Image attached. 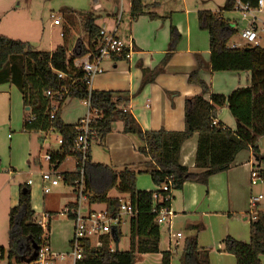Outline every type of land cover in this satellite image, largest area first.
Wrapping results in <instances>:
<instances>
[{"label": "trees", "instance_id": "obj_1", "mask_svg": "<svg viewBox=\"0 0 264 264\" xmlns=\"http://www.w3.org/2000/svg\"><path fill=\"white\" fill-rule=\"evenodd\" d=\"M243 1L253 9L257 7V0ZM234 10L233 2L227 0L218 12L199 11V27L209 34L211 73L247 72L250 74V83L227 95L211 92L199 76L202 60L197 56V69L188 75L187 82L198 86L201 93L185 101V128L180 132L143 130L126 109L131 97L127 91L90 89L85 73L75 67L74 61L87 55L94 56L98 51L100 29L95 25L96 17L91 12L79 14L71 10L63 11L70 25L80 18L87 35L86 46L80 52L73 51L71 55H68L66 48V31L61 34L62 45L49 52L35 51L27 42L0 35V86L8 84L15 87L21 95L23 109L28 108L22 120L23 131L51 130L62 139V145L56 151H48L50 167L56 170L68 157L75 161L78 159L72 150L80 134L78 124L63 123L59 114L67 98L84 101L90 96V107L97 110L100 117L90 124L91 135L88 139L94 138L95 142L101 144L114 125L121 123L120 132L136 136L140 142L137 152L148 159L142 165V172L149 174L156 187L170 183L169 192L137 190L135 179L140 165L118 169L94 163L88 154L83 168L89 204L103 205L110 213H116L119 210L118 197L108 196L110 191L115 190L131 205L133 213L128 217L129 250L111 251L113 239L110 234L103 235L97 246H93L90 240L84 243V257L76 264H135L137 255L143 254H161V264H171V252L159 249L160 225L156 223L158 210L170 206L172 192L179 190L185 182L206 184L211 176L227 171L241 151L251 152L253 172L257 180L264 183V156L258 147V139L264 136V49L229 47V41L236 31L230 28L222 14ZM146 14L150 18L157 17L148 12L143 0H130L131 21ZM178 38L176 31L171 28L169 48L160 67L153 71L142 69L140 89L163 72V67L174 54ZM206 95H209V99H205ZM224 106L235 120L234 130L217 122V112ZM53 110L54 118L50 120ZM29 118L34 119L31 124H27ZM194 134L197 135V147L194 171H190L180 165L179 152L182 144ZM77 168L76 165L73 172L60 174L64 184L72 186L78 178ZM154 193L161 197L170 194V199L167 202L155 201ZM251 213H254V217L249 220L248 243L229 236L222 241L224 252L232 255L236 264H262L259 257L264 255V212L254 208ZM47 231L36 223L30 188L20 184L17 204L9 210L7 248L0 247V260H6L7 264H21L24 258L32 256L33 245L41 247ZM119 237L118 230V240ZM183 264H209L208 251L198 250L195 238L186 242Z\"/></svg>", "mask_w": 264, "mask_h": 264}, {"label": "crops", "instance_id": "obj_2", "mask_svg": "<svg viewBox=\"0 0 264 264\" xmlns=\"http://www.w3.org/2000/svg\"><path fill=\"white\" fill-rule=\"evenodd\" d=\"M162 1L163 0H143L144 6L148 7V12L154 16H157L156 18H150L149 15L146 14L139 16L134 21H130V0H116V7L112 12L108 13V16L112 17L111 21L108 19H101V27H99L95 21V25L98 26L99 29L106 28L108 30L107 31L105 29L106 32H114L115 36L125 42L130 52V59H114L102 61L100 66L103 69V73L95 76L90 81V89L98 91H127L131 95V97L126 105V109L135 118L141 129L146 131L163 129L169 132H180L185 128V101L201 93V90L198 86L189 84L187 82L188 75L197 69V56H200L202 60V69L199 72V76L209 86L210 91L213 93L227 95L237 88L247 87L250 83V74L247 72L211 73L210 71L209 34L206 30H203L199 27L198 13L199 11H210L213 13L218 12L226 4L227 0H170L169 3ZM27 3L29 2H26L23 5H27ZM20 5V2H18V8L14 10H9V8H0V28L7 29L5 22L8 18H12L11 23H14V26L24 27L28 30L27 32L26 30H24V32H26L24 34V37H27L29 35L28 24L32 21V16L30 15L31 12L29 10V6L21 8ZM93 9H101V6L97 1L95 2ZM64 10L69 9H63V11ZM170 13L174 15H171L169 19H164V17H167V15ZM255 13L257 15H264V0L262 8L260 10H256ZM124 15H126L125 18ZM222 18L228 22L230 28L236 31V34L229 41V47L231 48V45L239 42L238 32L242 28H244V26H246L247 21H243L241 14L236 10H234L233 12L223 13ZM255 18V23L257 26L263 24L258 22L256 16ZM250 19L251 18L248 16V20ZM77 20L82 23V20L80 18ZM2 21L3 23H1ZM51 25L58 26L60 25V22L58 25H54L52 21ZM171 28L176 31L179 37L178 41L175 44L174 54L167 62V64L163 67V72L158 74L152 83H149L145 87H143V89H140L143 79L142 69L153 71L156 68L160 67L161 62L169 48ZM4 31L5 30H1L0 34L8 36V38H10L12 34L16 35L15 31H11L8 33ZM59 35L62 39L61 32ZM38 37L39 36H37L36 38ZM29 38H26V40H29ZM56 45L60 46L62 44L61 42H58ZM86 57L87 56L76 59L74 61V64L76 65L84 62L86 60ZM8 86H10L8 87V90L12 92V95H15L13 92L16 88L11 85ZM11 87H13L14 89H11ZM19 96L21 101V95L19 94ZM204 97L205 99H209V95H206ZM68 99L71 98H67L65 102H67ZM11 100L12 98H10L9 102H11ZM24 111L25 110L22 107V112ZM85 115L86 114L80 117L76 123L84 118ZM61 121L63 120L61 119ZM217 122L232 130H234L236 126L235 120L231 116L226 106L219 108L217 112ZM63 123L73 124L66 123L64 121ZM121 129L122 125L119 130L121 131ZM114 141H119L120 143H122V145H124L125 149L123 150L121 148L118 150V152H123L133 157V162H135V164L142 166L144 163L148 162L147 158H145L138 152H135L133 144L131 143L129 138L119 134H108L104 139L105 147L107 148V152L110 153L112 160V151H114L115 149ZM196 147L197 135L194 134L190 139L186 140L182 144L179 152L180 165L187 167L191 171H194ZM258 147L261 154L264 156V136H261L258 139ZM48 151L46 153H48ZM29 157H31V154H29ZM119 162L120 161L114 163L120 164ZM253 164L254 159L251 152L244 150L236 155L233 164L227 171L220 172L209 178L211 187V189H209V193L211 194L210 200L215 194H217L218 192H222L223 199L222 205L220 206V211L223 210L227 211V213H234L236 216L238 213L240 216L247 214L248 217L243 216L241 220L244 222H248V226L249 220L254 217V213H251L253 212V210L251 211V199L258 198L260 196L261 198H258V201L252 208H256L257 210L264 212L263 210L257 208L259 201L263 199L261 194L257 196L251 195V187L255 186L256 182L259 181L257 180L255 184L251 183V172L253 171ZM30 165L31 162L29 159L26 162V166L30 168ZM39 167H42L41 162ZM74 167H76L75 160ZM187 184L188 183L185 182L179 189L185 209L195 210V216L203 215L206 220L211 218L210 208L208 204L201 205L199 203V188L195 186L194 183H189V185ZM36 187H38L42 196L45 197L39 185H37ZM156 189L157 187L154 186L153 188H147V190L144 191H155ZM6 191H8V195H6ZM108 196L113 198L123 197L119 194L116 196H111L110 194H108ZM70 197H72V200L66 202L63 209L65 207H68L69 204L72 205L74 200L73 191L71 192ZM241 199L244 200V204L236 202L237 200L240 201ZM248 199L250 201V206L247 203ZM17 201L18 198L12 200V190L9 188V186L1 187L0 218L3 214L6 221H8L9 210L17 204ZM47 201H44L43 204L44 207L45 205L47 207L46 210H44L43 214H49L50 216H53V214L57 213L58 210L51 206ZM175 201L176 196L173 194L169 206L173 213V217L168 223L162 224L166 227V251L169 252H172L173 248H178L179 241L182 238V234L180 237H176L175 235L179 232L175 233L173 230L174 220L178 216V213L173 211ZM31 207L35 213V206L31 205ZM90 208L92 210H98L104 208V206L91 205ZM67 221L69 222V232L66 237H61V241L67 244L68 247L67 250L63 252L68 251L69 242L73 232L72 220L68 218ZM122 221L123 219H121V222ZM62 223L65 224V222ZM45 238L48 240L49 246L53 251H60L59 248H55L57 246L54 245V238L51 236V234H46ZM0 247L6 249L7 245H3ZM217 249H219V244H217ZM152 255L153 256H149L148 258L149 260H152V264H161V254ZM263 256L259 257L261 262ZM228 264H231V262L229 261Z\"/></svg>", "mask_w": 264, "mask_h": 264}, {"label": "rangeland", "instance_id": "obj_3", "mask_svg": "<svg viewBox=\"0 0 264 264\" xmlns=\"http://www.w3.org/2000/svg\"><path fill=\"white\" fill-rule=\"evenodd\" d=\"M98 2L101 9L95 10L93 6L95 2ZM18 2H20L21 8L29 6L31 12L32 21L28 24L29 35L24 37V34L28 31L24 27L14 26L11 23L12 18H8L5 22L7 29L4 32L15 31L16 35L12 34L11 39L22 42H29L32 49L35 51L49 52L53 51L57 47V43L61 42V34L66 31L68 32V44L66 48L68 55L72 52L82 50L83 46H86L87 35L81 22L75 19L74 24H69L65 20L63 9H69L77 13H92L96 17V24L101 27V19H108L111 21L112 17L108 16V13L112 12L116 7V0H0V8H9L14 10L18 8ZM27 5H23L24 3ZM162 2L169 3L170 0H163ZM174 14L170 13L164 19H169ZM258 22L264 24V15L254 14ZM126 15H124V18ZM58 19L60 25L52 26V21ZM131 21V20H130ZM3 23V21L1 22ZM107 27V26H106ZM106 29V28H105ZM26 30V32H24ZM107 30V29H106ZM108 31V30H107ZM1 35V34H0ZM5 36V35H2ZM39 36L38 38H36ZM8 37V36H5ZM32 39H30V38ZM29 38V40H26ZM35 42H34V41ZM8 85L0 86V188L8 187L12 190V200L18 198V189L20 184H25L29 179H38L40 170L48 168L46 161L43 156L48 150H57L59 145L57 143V136L51 135L50 137L44 138L39 132H24L22 127V118H24V112H22L20 96L17 90H14V94L8 90ZM11 89H14L11 87ZM12 98L11 102H9ZM86 114V109L82 104V101L78 99H68L67 102L61 107L60 118L66 123H76L77 120ZM121 123H116L111 133L124 135L120 132ZM133 144L135 152L140 145L139 140L134 135H124ZM44 139H43V138ZM42 138V139H41ZM115 149L113 152V160L111 155L107 152L104 142L93 141L90 144L89 156L94 163H100L110 165L115 168H122L124 166H137L133 162V157L121 152L119 149H125L124 145L119 141H114ZM242 152V151H241ZM31 154V157H29ZM121 154V155H115ZM30 159V168L26 166V162ZM120 161V164H116ZM42 167L40 168L39 165ZM116 162V163H114ZM74 160L72 157H68L56 170L57 174L63 172H73ZM143 167L140 165L136 171L135 188L137 190H147V188H153L150 176L146 172H142ZM190 170V169H189ZM140 171V172H138ZM191 171V170H190ZM187 185H189V182ZM199 188V203L201 205H207L210 208L211 218L205 219L203 215L195 216V210H186L179 190H174L172 195L176 196L174 202V212H177L178 216L174 220V232L182 234V238L179 241V246L176 249H172L171 264H183L184 260V249L186 242L190 239L195 238L198 250H207L209 264H236L234 257L224 252V245L222 241L230 236L238 241L248 242L250 238L248 222L242 221V217H248L247 214L242 216L234 213H227V211H220L222 205L223 193L218 192L211 200V194L209 193L210 182L209 179L206 184L194 183ZM251 195L257 196L261 194L263 197L259 201L257 208L264 211V183L257 181L255 186L251 187ZM72 187L64 184L62 181L56 187L51 188L49 194L42 196L38 187L30 188V195L32 197L31 205L35 206V213L39 218L44 210V201L49 202L51 206L58 210L57 213L53 214L50 219L47 234L54 238L53 243L55 248H59V252L67 250L68 245L61 241L67 236L69 232L68 218L62 213V209L66 202L72 200L70 197ZM178 192V193H177ZM8 195V191L5 192ZM111 196L118 195L115 190L109 192ZM237 203L244 204V200L236 201ZM247 203L250 206L249 199ZM53 204V205H52ZM254 208L251 207V211ZM200 212V211H199ZM239 212V211H238ZM123 221L119 224L118 230L120 237L117 244V250L128 251L129 250V224L128 217L124 216ZM62 222H65L63 224ZM160 229V243L159 249L166 251V227L164 225L159 226ZM58 236V237H57ZM97 237L91 238V244L97 246ZM219 244V249H217ZM7 245V221L5 216L2 214L0 218V246ZM111 247L115 249V242L112 241ZM223 252V253H222ZM149 256L153 255H137L135 264H152V260H149ZM263 262V263H262ZM262 264H264V256L262 257ZM0 264H7L6 260H0ZM22 264V263H21Z\"/></svg>", "mask_w": 264, "mask_h": 264}, {"label": "built area", "instance_id": "obj_4", "mask_svg": "<svg viewBox=\"0 0 264 264\" xmlns=\"http://www.w3.org/2000/svg\"><path fill=\"white\" fill-rule=\"evenodd\" d=\"M236 11H238L243 21H247L246 26L238 32L239 42L231 45V48L238 49L244 47H258L264 49V24L257 26L254 13L256 10H260L263 6V0H257V7L251 8L248 3L243 0H231ZM248 16L251 18L248 20ZM54 25L59 24L58 19L53 20ZM125 60L130 59V52L125 42L115 36V33L106 32L104 28L99 30V46L98 51L94 56L87 55L86 60L80 64H74L75 67L81 68L85 73L90 87V81L97 75L103 73V69L100 64L104 60ZM61 77V74H58ZM47 95L49 93L47 92ZM86 108V115L79 120L77 129L80 134L73 143L72 150L77 154L78 159L75 161L77 165L78 178L72 184L73 191V203L71 207H65L62 210L61 215H65L73 222V232L69 242V248L66 252H55L50 246L48 240L43 237L41 247L38 249L37 257L26 264H76L80 261L84 255V243L90 240L92 237L99 238L103 235L110 234L113 227H118L122 217L130 216L133 213L131 205L123 197L118 198L119 210L112 214L105 207L98 210H92L89 204V193L86 190L84 180V168L85 161L88 160L90 144L94 141L88 137L91 135L90 124L100 117V113L90 107V96L86 100L82 101ZM54 111L49 116L50 120L54 118ZM34 121L33 118L27 119V124H31ZM215 124V122L213 123ZM44 138L51 136V130L40 131ZM56 135V134H55ZM58 145H62L61 137L57 136ZM43 159L46 161L48 168L40 170L38 174V180L29 179L26 181V186L36 187L39 185L42 193L47 195L50 193L51 188L56 187L60 181H62L60 174L55 172L53 167H50L48 162L50 160V154L45 153ZM257 181V175L255 172H251V183L255 184ZM63 182V181H62ZM170 183H165L161 187H157V191L169 192ZM261 198L260 196L258 197ZM258 198L251 199V206L254 207ZM155 201L167 202L170 199V194L161 197L157 193L153 194ZM173 217V213L169 207H162L158 210L156 216V223L162 225L168 223ZM51 216L49 214H42L39 218L36 216V223L42 227L43 230H47L50 223ZM118 229V228H117ZM176 237H180L181 234L177 233ZM98 245V243H97ZM177 245V244H176ZM111 251L113 248L111 247ZM1 255V253H0ZM16 264V263H13ZM25 264V263H22Z\"/></svg>", "mask_w": 264, "mask_h": 264}, {"label": "water", "instance_id": "obj_5", "mask_svg": "<svg viewBox=\"0 0 264 264\" xmlns=\"http://www.w3.org/2000/svg\"><path fill=\"white\" fill-rule=\"evenodd\" d=\"M25 110L28 111V108H26ZM117 235H118V229H117V227H113V229L111 231V237H112L113 241L115 242V250H117V244H118ZM32 249H33L32 256L30 258H24L22 260V263H25V264L29 263L37 257L38 249H39L38 246L33 245Z\"/></svg>", "mask_w": 264, "mask_h": 264}]
</instances>
